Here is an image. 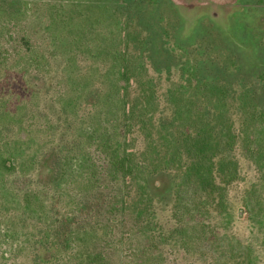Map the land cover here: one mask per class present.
<instances>
[{
  "label": "rangeland",
  "instance_id": "obj_1",
  "mask_svg": "<svg viewBox=\"0 0 264 264\" xmlns=\"http://www.w3.org/2000/svg\"><path fill=\"white\" fill-rule=\"evenodd\" d=\"M11 1L0 0L3 160L9 161L12 155L25 164L29 155L36 154L37 159L40 156L38 171L32 172L34 179L25 177L32 188L55 186L49 174L58 159L55 148L59 145L105 155L97 151V143L82 136L92 118L105 113L104 98L119 91L120 100L128 101L124 107L141 108L149 90L158 95L155 105L161 117V112L171 116L177 108L169 101L172 95L180 99L184 124L179 130L185 139L210 142L205 153L214 164L218 184L222 173L217 168L223 159L237 167V179L227 185L225 195L231 219L211 209L212 216L203 228L188 218L187 197L167 202L155 198L148 238L133 226L127 227L128 238L101 251H106L110 264H264V128L263 137H244L234 153L223 155L214 149V134L206 125L211 123L209 116L214 123L219 96L227 97L224 108L232 113L237 106L232 95L253 89L257 95L253 107L264 110V0H203L213 3L219 16L205 5L190 7L181 16L179 0H20L22 8L15 15ZM37 66L43 73L34 72ZM75 90L82 94L77 105L82 120L69 122L67 116H57L58 97L72 98ZM4 116L8 118L2 121ZM136 137L137 149L143 150L144 137ZM188 158L185 155L182 161ZM25 177L4 175L0 182L5 179L6 188L17 190L25 184ZM75 178L71 176L70 181L79 179ZM63 189L72 193L74 188L67 181ZM132 200L136 208L142 206L137 195ZM3 206L0 197V211ZM62 207L65 211L64 202ZM21 212L13 221L0 216V264H37V256H51L41 244L46 224H39L35 216L20 222ZM184 226L181 234L178 230ZM45 239L52 242L48 236ZM216 242L226 250L223 256L214 251ZM231 247L234 258L229 255ZM80 251L78 245L73 248L74 260L67 251H60L59 264H78Z\"/></svg>",
  "mask_w": 264,
  "mask_h": 264
},
{
  "label": "trees",
  "instance_id": "obj_2",
  "mask_svg": "<svg viewBox=\"0 0 264 264\" xmlns=\"http://www.w3.org/2000/svg\"><path fill=\"white\" fill-rule=\"evenodd\" d=\"M9 6L13 14L18 15L22 2L12 0ZM35 68L34 72L37 75L43 73L40 71L41 66ZM51 79L54 78L51 77ZM124 79L129 83L128 78L124 77ZM116 92L112 94V98L107 100L104 98L103 102L106 103H102L104 105L102 107H105V113L102 117H93L91 124L82 131L84 132L82 136L87 138L85 140L93 144L97 143V151L105 155H92L86 150L76 151L74 146L64 149L59 145L55 148L58 151V159L50 168L49 174L56 181L55 186H40L39 189L31 187L32 183L27 177L34 179L32 172L38 171L40 156L37 159L38 155L33 154L36 157L29 155L25 164L22 162L20 164L17 157L12 158L11 155L8 161L3 160L0 155V177L17 173L27 176L25 184L19 189L16 188L17 190L6 188L5 179L3 183L0 182L3 185L0 188H4L0 190V197L6 205L2 207L0 216L10 217L13 221L17 218H15L16 213L22 211L20 222L35 216L39 224H46L43 230L44 236H48L52 241L48 242L44 237L41 244L46 253L51 256L48 259L37 256V264H59L60 251H67L68 256L74 260L77 254L72 252L77 245L81 250L79 252L81 256L77 257L78 264H110L106 251L101 250L111 248L116 242L128 238L124 229L133 226L142 234L149 235L148 230L152 228L149 219L153 213L155 198L167 202L174 201V198L176 201L177 196L178 199L187 197L185 210L188 218L195 220L196 225H201L203 228L207 227L205 222L212 216L211 209H216L218 214L225 215L228 220L231 219L225 195L227 185L237 179L235 173L237 167H234V163L223 159L217 168V173L218 170L222 173L219 177L221 185L218 184V177L213 171L214 164L211 163L208 153H205V148L210 142L200 143L192 139L189 143L179 130L184 124L181 122L183 110L178 107L180 99L171 95L169 101L177 108L173 109L171 116L161 112V117H158L160 109L156 108L157 94L146 91L147 101L143 107L139 108L137 105L133 107L129 104L124 107L123 103L128 102L127 98L120 100L119 91ZM73 96L72 98L58 97L60 108L57 116H67L69 122L82 120L78 119L77 115L78 100L82 94L75 90ZM232 96L237 102L233 112L224 108L227 97L219 96L214 123L211 116L208 117L211 123L209 125L206 123L214 134L212 138L215 142L214 149L223 155L234 153L241 146L240 143L243 142L244 137L246 139L251 136L263 137L261 131L264 128V110L253 107L257 101L255 91L248 89ZM31 116L33 118V115ZM4 118L8 116H4L1 120L5 121ZM101 120L105 123V127ZM65 126L70 128L71 124L66 123ZM47 128L49 132L50 127ZM136 134L144 137L143 150L137 149ZM33 139L29 140L33 141ZM14 148L11 151L13 156L17 153L16 147ZM243 150L248 151L246 148ZM185 155L189 156L186 162L182 161ZM182 167L185 169L184 173ZM71 176L73 178L78 176L79 179L70 181ZM178 180H181L182 185H178ZM67 181L74 188L72 193H66L63 189ZM184 186L187 187L186 190H182ZM112 189H114L113 192L110 191ZM134 195L140 198L142 206L136 208L132 203ZM62 202L65 203V211ZM58 209H62V212ZM129 217L134 220L133 223L129 222ZM142 220L146 221L140 222ZM180 230L178 231L183 234L186 227ZM174 232L175 229L172 234ZM112 235L113 239L109 240ZM224 236L226 240L228 236ZM239 244L241 248H245L244 245ZM97 245L105 246V248L97 250ZM227 245L230 246L228 241ZM88 248H92L91 251ZM213 249L221 256L227 253L221 248L219 242L215 243ZM55 253L57 254L53 261ZM229 255L235 257L233 247ZM245 259L248 261L250 256Z\"/></svg>",
  "mask_w": 264,
  "mask_h": 264
},
{
  "label": "flooded vegetation",
  "instance_id": "obj_3",
  "mask_svg": "<svg viewBox=\"0 0 264 264\" xmlns=\"http://www.w3.org/2000/svg\"><path fill=\"white\" fill-rule=\"evenodd\" d=\"M179 4H180L179 5L180 7H178V9L181 10L180 13L182 12L181 16L183 15V11H185L186 9H189L190 7H193V6H202V5H205V8H207L210 13L213 12V11L215 12V10L217 9V7H214L213 3L203 2V0H190V1H187V0L180 1L179 0ZM209 12L207 11L206 14L208 15ZM214 12H213V14H214ZM214 15H218V13H216ZM208 17H209V15H208Z\"/></svg>",
  "mask_w": 264,
  "mask_h": 264
}]
</instances>
